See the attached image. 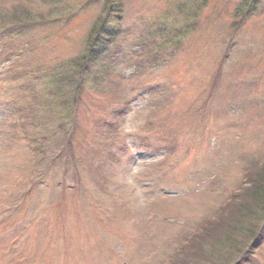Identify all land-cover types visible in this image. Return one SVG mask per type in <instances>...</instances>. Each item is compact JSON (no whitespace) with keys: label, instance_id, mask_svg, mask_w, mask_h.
<instances>
[{"label":"rangeland","instance_id":"374dc122","mask_svg":"<svg viewBox=\"0 0 264 264\" xmlns=\"http://www.w3.org/2000/svg\"><path fill=\"white\" fill-rule=\"evenodd\" d=\"M263 185L264 0H0V264H264Z\"/></svg>","mask_w":264,"mask_h":264},{"label":"trees","instance_id":"16d2710c","mask_svg":"<svg viewBox=\"0 0 264 264\" xmlns=\"http://www.w3.org/2000/svg\"><path fill=\"white\" fill-rule=\"evenodd\" d=\"M119 0H117V2H118ZM110 3V2H109ZM108 10L110 11V7H108ZM8 18H10V17H8ZM8 18H6L5 17V19H4V21H7V20H9ZM10 22H13V27H15V26H18V25H21V23H22V21H21V18L19 17H16L15 16V18L14 19H10ZM9 22V23H10ZM23 25V24H22ZM11 31V30H10ZM101 32V30H95L94 32H93V34H92V36H91V38H90V44H89V49H88V52H87V54L85 55V60H86V62H84L83 61V66H82V68H85V69H87L90 65L92 66L94 63H96V61H97V57L95 58V54H96V49L95 48H97V43L99 42V40L96 38V40L98 41V42H96V45H95V43H94V41H95V39H94V35H98L99 33ZM99 44V43H98ZM95 45V46H94ZM77 64V63H76ZM90 66V67H91ZM78 101V100H77ZM47 143H50L51 145H52V141H51V139H48V138H45V141H44V145L45 144H47ZM66 144H67V141L65 142V145H63V147H62V149L60 150V152H62V154L66 151V149H68L70 146V143L67 145V147H66ZM44 147V146H43ZM45 148V147H44ZM35 152H37L36 151V149H35ZM54 157V156H53ZM59 158V157H58ZM55 162H57L58 161V159L57 160H54ZM40 164H42V160L40 159ZM39 173L40 174H44V172H43V170H39ZM39 173H37V174H39ZM246 174H247V172H246ZM40 178V177H39ZM246 178V177H245ZM246 180H247V178H246ZM35 181V183L38 181V179L37 180H34ZM259 190V192L257 193V195H259L258 196V198H259V200H260V202H259V204H258V207L260 208V209H262V208H264V185L263 186H261L260 187V189H258ZM261 190V191H260ZM252 216V218H254V214H252L251 215ZM243 227H248V225H246V224H243ZM244 231H245V229H243ZM250 233V232H249ZM248 235V234H247ZM252 238H255V236L253 235V237ZM231 241H233V240H231ZM229 242L230 244H233L232 242ZM252 241L250 242V243H248V244H246V245H248L249 247H251L252 246ZM234 245V244H233ZM241 247L240 246H238V249H240ZM199 263V262H198Z\"/></svg>","mask_w":264,"mask_h":264},{"label":"bare ground","instance_id":"6f19581e","mask_svg":"<svg viewBox=\"0 0 264 264\" xmlns=\"http://www.w3.org/2000/svg\"><path fill=\"white\" fill-rule=\"evenodd\" d=\"M97 62V61H96ZM213 177L215 176L214 174L212 175ZM246 177V172H244V178Z\"/></svg>","mask_w":264,"mask_h":264}]
</instances>
